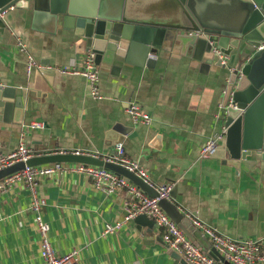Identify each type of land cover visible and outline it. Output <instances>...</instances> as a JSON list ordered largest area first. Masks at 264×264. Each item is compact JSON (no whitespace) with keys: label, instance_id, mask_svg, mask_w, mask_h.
<instances>
[{"label":"crops","instance_id":"crops-1","mask_svg":"<svg viewBox=\"0 0 264 264\" xmlns=\"http://www.w3.org/2000/svg\"><path fill=\"white\" fill-rule=\"evenodd\" d=\"M4 22L0 71L5 78L0 83L16 88L22 97L24 120L22 126L0 123V153L21 141L42 154L109 152L114 139H121L125 155L145 170L153 185L176 187L175 199L170 196L168 202L182 215L231 239L263 240L264 250L263 165L241 161L235 169L227 163L224 140L213 157H199L202 144L223 128L219 105L224 75L199 73L198 66L173 47L154 57V68H133L130 75L116 77L109 68H98L102 99L94 100L82 77L55 71L48 80L38 71L26 74V56L18 51L17 40L44 66L81 65L83 54H75L54 26L37 20L30 9L16 7L5 14ZM131 101L150 115L149 125L132 123L126 112ZM31 122H42L44 128L24 131ZM38 194L46 202L44 220L57 257L74 251L73 264H180L164 250L155 226L131 220L118 232L102 235L106 224L124 218V191H94L84 176L65 173L42 179ZM29 202V192L20 186L0 193V264H42ZM193 229L211 249L207 238Z\"/></svg>","mask_w":264,"mask_h":264},{"label":"water","instance_id":"water-1","mask_svg":"<svg viewBox=\"0 0 264 264\" xmlns=\"http://www.w3.org/2000/svg\"><path fill=\"white\" fill-rule=\"evenodd\" d=\"M193 2L196 7L226 6L232 12L231 22L209 24L206 17L200 19L196 15V9L191 7ZM12 5L30 9L37 20L54 26L56 35L72 46L75 54L90 50L97 68H109L112 76L119 77L122 72L130 75L133 68H154V57L173 47H178L179 55L189 63L196 64L199 73L212 71L216 77L224 75L226 88L222 92L223 109L219 111L226 129L227 163L239 169L241 161L250 160L264 168V0H0L1 11ZM6 29L4 19H0V41ZM223 57L228 58L225 65ZM54 72L51 69L40 73L50 80ZM1 78H5V73L0 71ZM23 104L16 88L0 83V123L22 126ZM114 140V144L121 142ZM52 163L105 168L134 183L148 196L156 197L152 188L124 168L87 155L33 157L0 171V180L25 165ZM175 193L173 187V199ZM160 206L188 238L196 239V244L216 261L222 260L172 203L160 201ZM133 221L147 228L154 226L144 215ZM170 254L180 264H187L176 253Z\"/></svg>","mask_w":264,"mask_h":264},{"label":"built area","instance_id":"built-area-1","mask_svg":"<svg viewBox=\"0 0 264 264\" xmlns=\"http://www.w3.org/2000/svg\"><path fill=\"white\" fill-rule=\"evenodd\" d=\"M15 8L14 5L0 10V19H4L5 14ZM17 49L26 56L25 70L29 75L34 70L41 72L42 70L57 71L60 74L82 77L88 86L90 97L94 100H101L99 85V70L95 65L94 53L87 50L82 55L81 65L79 67L66 65L57 68L44 66L33 57L27 54L26 46L22 41L17 40ZM228 62L227 57L222 58V64ZM223 107L220 104L219 110ZM126 112L131 118L134 125H149L152 121L150 115L136 102L127 104ZM44 128L42 122H31L24 127V131L40 130ZM23 131V132H24ZM21 135H26V132ZM226 129L222 128L219 134L207 139L201 146L199 157L202 160L209 159L214 156L218 149L219 141L225 139ZM52 153H37L31 147L21 141L13 150L8 153H0V171L7 170L17 163H26L29 159L41 155ZM53 154H72L87 155L102 160L105 163H111L124 168L128 172L141 179L145 184L152 188L156 197H150L134 183H131L123 176L100 168L98 166L78 164V163H53L39 166H24L10 175L0 180V193L11 190L16 186L26 189L29 192L30 202L29 210L34 214V223L39 236L40 257L42 264H73L75 252L64 254L57 257L54 253L53 246L49 239V224L44 220V208L46 202L41 199L38 194V184L42 179L58 177L63 174H78L84 176L91 183L94 191H99L108 195L116 194L118 191H124L128 196L124 204L125 216L122 221L108 223L104 226L102 235H111L118 232L128 221L134 220L140 215H144L147 219L152 220L156 229L161 231V240L164 250L168 253H176L180 259L187 264H264V250L261 243L263 240L253 239H231L225 236L217 229L207 226L205 223L194 219L189 215L184 216L188 219L192 226L201 232L210 243L222 260H215L207 251H204L194 242H192L178 224L172 220L168 214L161 208L160 201H169L173 184L153 185L147 177L145 170L139 164L129 159L125 155L124 147L121 143H116L109 152L97 151H60Z\"/></svg>","mask_w":264,"mask_h":264},{"label":"rangeland","instance_id":"rangeland-1","mask_svg":"<svg viewBox=\"0 0 264 264\" xmlns=\"http://www.w3.org/2000/svg\"><path fill=\"white\" fill-rule=\"evenodd\" d=\"M191 7L193 9L194 8L196 9L197 12L195 10H194V12L196 13V15L200 19L203 17L204 18L206 17L209 24L216 23L215 21H217V22L223 21L226 24V22H229L232 19V12L226 6H222V5H218V4H207L205 6L201 5L200 7H198V6L196 7L195 3L193 2L191 4ZM224 12H225V17L222 16V14H224ZM229 16H230V18H229Z\"/></svg>","mask_w":264,"mask_h":264}]
</instances>
